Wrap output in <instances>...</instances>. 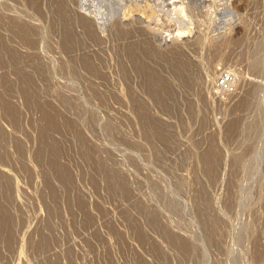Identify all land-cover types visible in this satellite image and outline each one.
<instances>
[{"label": "rangeland", "instance_id": "obj_1", "mask_svg": "<svg viewBox=\"0 0 264 264\" xmlns=\"http://www.w3.org/2000/svg\"><path fill=\"white\" fill-rule=\"evenodd\" d=\"M61 1L0 0V264H264V0Z\"/></svg>", "mask_w": 264, "mask_h": 264}, {"label": "bare ground", "instance_id": "obj_2", "mask_svg": "<svg viewBox=\"0 0 264 264\" xmlns=\"http://www.w3.org/2000/svg\"><path fill=\"white\" fill-rule=\"evenodd\" d=\"M33 1V0H32ZM61 1V0H60ZM104 1V0H103ZM118 0H116V7H120L119 6V3L120 2H117ZM121 1V0H120ZM166 1V0H165ZM173 2V4H174V6L173 7H175V16H174V19L175 20H177V21H188L187 19H189V16L187 15V13H186V10H185V7H186V3L184 4L183 2L184 1H182V0H180V1H182V2H179V0H172ZM193 1V0H192ZM59 2V1H58ZM61 2H63V1H61ZM71 2H72V0H71ZM79 2V1H78ZM89 2V1H88ZM191 2V1H190ZM99 3V2H98ZM94 4V3H93ZM62 5V4H61ZM66 5V4H65ZM77 5H79V4H77ZM163 5V4H162ZM63 7V6H62ZM71 7V6H70ZM66 8V7H65ZM79 8H81V7H79ZM78 8V9H79ZM83 8V7H82ZM164 8V7H163ZM71 9V8H70ZM73 9V8H72ZM119 9L120 8H118V13H119ZM74 10H76V13H77V9H74ZM82 10V9H81ZM85 10V9H84ZM161 10V9H160ZM69 11V10H68ZM79 13H80V11H79ZM90 13H91V11H90ZM173 13V12H172ZM81 14H82V20H83V22L84 23H86V22H88V24H90L89 23V21H88V19L90 18L89 16H83V13L81 12ZM85 15V14H84ZM119 15V14H118ZM117 15V16H118ZM95 16V15H94ZM116 16V17H117ZM77 17V16H76ZM79 17H81V15L79 16ZM92 17V16H91ZM115 17V16H114ZM172 17V16H171ZM74 18V17H73ZM118 18H119V16H118ZM79 19V18H78ZM79 20H81V18L79 19ZM94 20V19H93ZM17 21V20H16ZM20 21V20H19ZM14 22V21H13ZM231 22V21H230ZM17 23H18V21H17ZM24 23V22H23ZM80 23V22H79ZM82 24V23H81ZM16 25V24H15ZM14 25V26H15ZM22 25V24H21ZM83 25H85V24H83ZM87 26V25H86ZM86 26H83V27H86ZM15 27H18V24L15 26ZM23 27V26H22ZM88 27V26H87ZM21 28V27H20ZM89 28V27H88ZM180 28V27H179ZM183 27H181V29H182ZM147 30V29H146ZM149 31H151V30H149ZM180 31V30H179ZM177 32V31H176ZM1 34V33H0ZM149 34V33H148ZM179 34H181L182 35V32H180ZM159 36V35H158ZM2 37V36H1ZM166 38V36L165 35H161L160 36V38ZM173 38V37H172ZM4 39V38H3ZM1 40V39H0ZM175 44V43H174ZM169 45V44H168ZM171 46V45H170ZM168 47V46H167ZM4 49H5V46H4ZM8 50V49H7ZM1 51V50H0ZM6 51V50H5ZM25 53V52H24ZM23 54V53H22ZM27 54V53H26ZM235 75V74H234ZM5 80H7V79H5ZM235 81H237V79L235 80ZM7 82V81H6ZM232 82L233 83H235L234 82V80L232 79ZM7 100V99H6ZM1 101H3L4 102V99H2ZM2 104V103H1ZM11 104V103H10ZM6 105V104H5ZM9 105V104H8ZM7 106V105H6ZM6 106H3V107H5L4 109L7 111V109H9L10 107V105L9 106H7V107H9V108H7ZM12 107V106H11ZM10 110V112H11V108L9 109ZM8 110V111H9ZM9 114V113H8ZM1 127V126H0ZM1 130V129H0ZM4 130V129H3ZM1 132H2V130H1ZM3 132H5V130L3 131ZM3 164V163H2ZM9 175H10V173L8 174V172L6 171V169H4V168H0V178L2 177L4 180H5V178L7 179V178H9ZM1 178V179H2ZM5 182V181H4ZM3 182V183H4ZM6 182H8V181H6ZM11 182V181H10ZM9 182V183H10ZM1 184V183H0ZM7 185V184H6ZM13 186V185H12ZM6 187V186H5ZM10 188V187H9ZM8 187H7V189H9ZM2 208V207H1ZM0 208V212H1V210L3 209H1ZM4 213H5V211H4ZM4 213H3V215H4ZM1 214V213H0ZM6 217H7V215H6ZM1 219H3V217L1 218ZM8 219V218H7ZM2 223H3V221H2ZM6 224V223H5ZM5 224H4V226H5Z\"/></svg>", "mask_w": 264, "mask_h": 264}, {"label": "built area", "instance_id": "obj_3", "mask_svg": "<svg viewBox=\"0 0 264 264\" xmlns=\"http://www.w3.org/2000/svg\"><path fill=\"white\" fill-rule=\"evenodd\" d=\"M219 84L222 87V89H224L225 91H232V78L231 75L226 73V74H222L221 78L219 80Z\"/></svg>", "mask_w": 264, "mask_h": 264}]
</instances>
